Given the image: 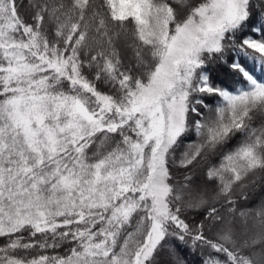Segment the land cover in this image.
<instances>
[{
  "label": "snow or ice",
  "instance_id": "6c2138e0",
  "mask_svg": "<svg viewBox=\"0 0 264 264\" xmlns=\"http://www.w3.org/2000/svg\"><path fill=\"white\" fill-rule=\"evenodd\" d=\"M22 6L0 0V264H264V0Z\"/></svg>",
  "mask_w": 264,
  "mask_h": 264
},
{
  "label": "trees",
  "instance_id": "16d2710c",
  "mask_svg": "<svg viewBox=\"0 0 264 264\" xmlns=\"http://www.w3.org/2000/svg\"><path fill=\"white\" fill-rule=\"evenodd\" d=\"M21 3H22V8H21V11H22V14H27V8L26 7H24V6H26L27 5V0H21ZM255 196H259V192H257L256 194H255ZM253 202H255V197H254V200H253ZM181 254L184 256V258L186 259V260H188L189 261V264H192V261H194L196 258L195 257H193V256H191L190 254H188L187 253V250L186 249H184V250H182L181 251ZM162 261L164 262V264H167V261H168V259H169V257L165 254V255H163L162 256Z\"/></svg>",
  "mask_w": 264,
  "mask_h": 264
}]
</instances>
